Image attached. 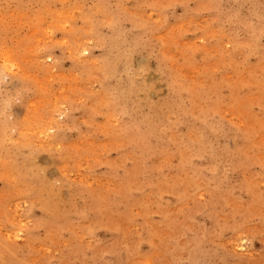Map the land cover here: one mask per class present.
<instances>
[{
    "label": "rangeland",
    "instance_id": "rangeland-1",
    "mask_svg": "<svg viewBox=\"0 0 264 264\" xmlns=\"http://www.w3.org/2000/svg\"><path fill=\"white\" fill-rule=\"evenodd\" d=\"M0 264H264V0H0Z\"/></svg>",
    "mask_w": 264,
    "mask_h": 264
},
{
    "label": "bare ground",
    "instance_id": "bare-ground-1",
    "mask_svg": "<svg viewBox=\"0 0 264 264\" xmlns=\"http://www.w3.org/2000/svg\"><path fill=\"white\" fill-rule=\"evenodd\" d=\"M42 260V259H41ZM43 261H44V258H43ZM18 262V261H17Z\"/></svg>",
    "mask_w": 264,
    "mask_h": 264
}]
</instances>
